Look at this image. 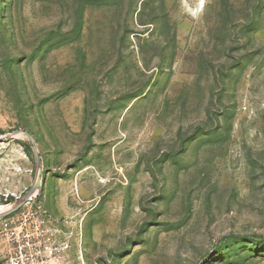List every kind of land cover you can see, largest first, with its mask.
Wrapping results in <instances>:
<instances>
[{
  "label": "rangeland",
  "instance_id": "rangeland-1",
  "mask_svg": "<svg viewBox=\"0 0 264 264\" xmlns=\"http://www.w3.org/2000/svg\"><path fill=\"white\" fill-rule=\"evenodd\" d=\"M24 207L64 264H264V0H0V221Z\"/></svg>",
  "mask_w": 264,
  "mask_h": 264
},
{
  "label": "built area",
  "instance_id": "built-area-1",
  "mask_svg": "<svg viewBox=\"0 0 264 264\" xmlns=\"http://www.w3.org/2000/svg\"><path fill=\"white\" fill-rule=\"evenodd\" d=\"M68 248L39 208H21L0 221V264H64Z\"/></svg>",
  "mask_w": 264,
  "mask_h": 264
},
{
  "label": "water",
  "instance_id": "water-1",
  "mask_svg": "<svg viewBox=\"0 0 264 264\" xmlns=\"http://www.w3.org/2000/svg\"><path fill=\"white\" fill-rule=\"evenodd\" d=\"M13 134L11 135H8V137H12ZM28 140L31 144V146L33 147V152L38 160V174H37V177H36V180H35V183L33 185V187L31 188V191H30V194L27 195L25 197V199L21 202H19L18 204H16L12 211H16L18 210L24 203L30 201L32 199V195L34 194V191L37 192V190L40 188V185H41V173H42V169H41V162H40V154L38 153L37 149L35 148V145H34V141L32 139V137L30 135H28Z\"/></svg>",
  "mask_w": 264,
  "mask_h": 264
},
{
  "label": "crops",
  "instance_id": "crops-1",
  "mask_svg": "<svg viewBox=\"0 0 264 264\" xmlns=\"http://www.w3.org/2000/svg\"><path fill=\"white\" fill-rule=\"evenodd\" d=\"M55 229V228H54ZM59 232V231H58ZM60 234V233H59Z\"/></svg>",
  "mask_w": 264,
  "mask_h": 264
}]
</instances>
